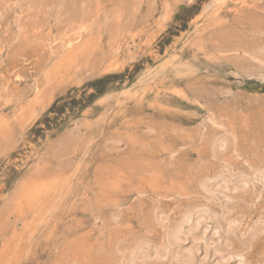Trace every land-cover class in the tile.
Instances as JSON below:
<instances>
[{"label": "rangeland", "instance_id": "1", "mask_svg": "<svg viewBox=\"0 0 264 264\" xmlns=\"http://www.w3.org/2000/svg\"><path fill=\"white\" fill-rule=\"evenodd\" d=\"M0 49V264H264V0H0Z\"/></svg>", "mask_w": 264, "mask_h": 264}, {"label": "bare ground", "instance_id": "2", "mask_svg": "<svg viewBox=\"0 0 264 264\" xmlns=\"http://www.w3.org/2000/svg\"><path fill=\"white\" fill-rule=\"evenodd\" d=\"M13 4V3H12ZM16 7V6H15ZM99 14V13H98ZM107 26V25H106ZM78 30V29H77ZM112 31V30H111ZM80 33V32H79ZM116 33V32H115ZM45 36V35H44ZM71 36V35H70ZM72 37V36H71ZM81 38V37H80ZM55 42H56V39H55ZM71 42H73L74 43V41H71ZM59 43V42H58ZM69 44H71L70 42H69ZM74 45V44H73ZM71 45H69V47H70ZM75 46V45H74ZM62 47V46H61ZM1 50V49H0ZM97 50V49H96ZM62 59V58H61ZM92 59V58H91ZM64 61V60H63ZM63 64V63H62ZM73 65V64H72ZM63 66V65H62ZM73 73V72H72ZM16 76H18V75H16ZM63 76V75H62ZM36 79V78H35ZM50 79V78H49ZM37 82V81H36ZM39 102H40V100H39ZM224 143V142H223ZM235 172V171H234ZM260 173V172H259ZM255 176V175H254ZM226 177V176H225ZM46 178V177H45ZM237 180V179H236ZM68 181V180H67ZM243 180H241V183L242 184H244L245 185V183H243V182H245V181H243ZM253 181V180H252ZM256 181V180H255ZM259 182V181H258ZM247 183V182H246ZM227 184H228V181H226V179H225V181H224V185L226 186L225 187V189H227L228 190V186H227ZM239 184V183H238ZM244 185H242V187L244 186ZM247 185V184H246ZM245 185V186H246ZM233 188V187H232ZM224 189V187H223V189L222 190H225ZM232 190V189H231ZM208 191H209V189H208ZM215 191V190H214ZM214 191H211V192H214ZM256 191V190H255ZM210 193V192H209ZM221 194V193H220ZM33 195V194H32ZM31 195V196H32ZM225 195V194H224ZM257 200V199H256ZM60 203V202H59ZM202 209V208H201ZM213 210V209H212ZM197 211V210H196ZM195 211V212H196ZM214 211V210H213ZM52 212V211H51ZM198 212V211H197ZM202 212V211H201ZM215 212V211H214ZM199 213H200V211H199ZM196 214V213H195ZM198 214V213H197ZM214 214H217V213H213V212H211V211H209L208 209H206V211H204L200 216H198L197 217V219H196V222H195V220H192V221H194L195 223L194 224H196V226H201L202 225V223H204L203 225H202V227L204 228V232L206 233V231H208L209 229V227H207L206 225H208L207 224V221H210V220H212L213 219V217H215V215ZM188 215V214H187ZM193 216L195 217V215L193 214ZM192 216V217H193ZM224 216V215H223ZM186 217V216H185ZM187 217H189V216H187ZM190 217H191V215H190ZM189 217V218H190ZM188 218V219H189ZM219 218H221V217H219ZM223 218V217H222ZM187 219V220H188ZM191 220V219H190ZM185 221V220H184ZM221 221V220H220ZM45 222V221H44ZM186 222V221H185ZM188 222V221H187ZM226 222H228V221H226ZM230 222H231V220H230ZM233 222V221H232ZM218 223V222H217ZM183 224V223H182ZM182 224H181V226H182ZM225 224V223H224ZM192 225H193V223H192ZM220 225V224H219ZM219 225H217L216 224V226L215 227H212L213 229H212V232H214V234L215 235H218V230H219V228H220V226ZM222 225H223V223H222ZM229 225V224H228ZM231 225V224H230ZM181 226H178L177 228H176V230H175V232H173L172 234H170V236H169V239L167 240V245H171V246H175L174 248H178V249H180V250H182L183 252L181 253V256H180V254H178V256L180 257V259L182 260V261H184V262H186V263H193L194 262V258H196V257H194L195 255L194 254H196L195 252H198L199 250H200V242H197L198 240H196V238L195 239H193V241H196L197 242V244H199V245H197V244H193V246L191 247V248H184L182 245H181V243L184 241V239L185 238H183L182 237V233H183V230H184V228L183 227H181ZM184 226V225H183ZM226 226V225H225ZM199 228V227H198ZM201 228V227H200ZM221 228H223L222 226H221ZM191 229V226L189 227V230L188 231H193V230H190ZM197 229V228H196ZM227 229V228H226ZM173 230V231H174ZM189 234H190V232H188ZM210 233V232H209ZM169 235V234H168ZM185 237H186V235H185ZM203 237H205V236H203ZM202 237V238H203ZM201 238V239H202ZM206 238V237H205ZM186 239H187V237H186ZM204 239V238H203ZM199 241H202V240H199ZM185 242V241H184ZM203 243H204V246H205V255H204V261H208L207 260V258H208V256H209V254H210V245L211 244H209V243H207V241H203ZM185 244V243H184ZM142 247V246H141ZM171 248V247H170ZM223 248V247H222ZM168 249V248H167ZM212 249V248H211ZM215 249V248H214ZM166 250V249H165ZM171 250V249H170ZM174 251H177V249L176 250H174ZM220 251V250H219ZM218 250H217V248L214 250V252L215 253H218L219 252ZM179 252V251H178ZM221 252V251H220ZM149 253V252H148ZM148 253L146 252V251H139L138 253H135L134 255H132V257H131V261H132V264H137V262H136V260L137 259H139L140 258V260L141 261H144V260H147V258L149 257L148 256ZM176 253V252H175ZM221 254V253H220ZM156 255L158 256L159 255V253L156 251ZM160 255H162V254H160ZM167 255V254H166ZM148 256V257H147ZM174 256V255H173ZM176 256H177V254H176ZM201 256V255H200ZM147 257V258H146ZM163 257H165V256H162L161 258L163 259ZM146 258V259H145ZM177 258V257H176ZM176 258H174V259H176ZM232 258V255H222L221 257H220V260L218 261V262H216L215 264H225V263H227L230 259ZM180 259H178V260H180ZM202 259V258H201ZM210 259V258H209ZM215 259V258H214ZM196 260V259H195ZM176 261V260H175ZM200 261V260H199ZM203 261V260H202ZM151 262V261H150ZM201 262V261H200ZM211 262V261H210ZM139 263V262H138ZM195 263V262H194ZM197 263H198V261H197ZM203 262H201V264H202ZM208 263H209V261H208ZM214 263V262H213ZM140 264H142V262L140 263ZM199 264V263H198ZM207 264V263H206ZM210 264H212V263H210Z\"/></svg>", "mask_w": 264, "mask_h": 264}]
</instances>
